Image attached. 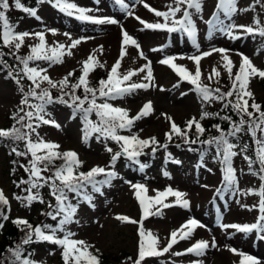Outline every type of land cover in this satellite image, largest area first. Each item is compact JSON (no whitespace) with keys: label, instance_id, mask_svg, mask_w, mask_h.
<instances>
[{"label":"rangeland","instance_id":"rangeland-1","mask_svg":"<svg viewBox=\"0 0 264 264\" xmlns=\"http://www.w3.org/2000/svg\"><path fill=\"white\" fill-rule=\"evenodd\" d=\"M9 2L10 9L6 15L10 23L16 26L15 30L17 32H44L48 45H54L55 42L64 45L70 44V41L64 35L65 32L71 33L73 39L87 38L82 40V43L75 49L71 50L72 54L70 56L64 55L62 63L49 68L48 75L56 81L62 79L67 73L74 72V75L69 80L72 83L76 82L82 74L83 62L90 54L94 53V50H98L102 46L103 52L95 51V56L105 66L103 68L96 66L88 77L90 86L98 87L96 81L100 77V73H102V78L107 79L111 67L119 58L122 42L120 25H123V28L138 41L145 56L151 60L155 84L157 85V87L150 88L147 91L137 90L133 95L110 101L114 106L129 110L130 116H135L145 103L151 101L154 109L153 113L137 121L133 128V132L138 133L140 138L146 139L155 136L161 144H164L167 142L165 133L170 130V122L166 119V116L172 117L179 126L193 117L197 118L201 111L212 110L219 106L217 102L203 104L200 97L192 90V85L186 81H181L174 71L159 63L162 58L169 55L184 57V59H177L175 62L191 73L196 71L195 63L187 59V57L198 55L199 53L184 33L169 35L163 31H142L143 25L135 18L127 16L121 7L116 4L115 0H69V2L75 3L80 7L93 9V12L89 13V15L115 18L120 21V25H95L81 22L74 17L65 15L47 2L39 4L37 9L39 19L24 15L18 17L17 21L14 22V12L19 9L15 8L14 0H9ZM124 2L133 9L135 16H139L144 21L149 23L163 22V18L156 17L153 12L143 7V4L137 3V0H124ZM144 3L156 10L167 11V5L172 4L173 0H144ZM202 4V19L195 10H190L197 26V41L201 52L210 51L213 48L227 49L228 52L226 54L234 65L233 75L239 69L241 63V55L239 54L241 53L249 57L257 68L264 70V38L257 35L231 40L219 32H210L209 26L205 21L212 16L216 9L217 0H202ZM253 4H255V0H238L237 8L238 10L244 9ZM101 12H105V15ZM180 15L178 13L177 18ZM219 15L224 23L232 22L222 13ZM254 18H257L256 8L254 11H238L233 20L238 25H253ZM48 29H55L57 34L53 35L47 31ZM236 34L240 35L239 32ZM112 35L116 40L113 44L105 47L106 43L102 42V39H105L103 37H112ZM36 43H38V40L26 38L25 44L18 54L21 56L28 55L30 51L29 45ZM0 44H2V41H0ZM161 47L164 48L163 52L152 51L153 48ZM3 48L10 53L9 48ZM127 52L128 55L121 61V73L138 69L146 63L145 60L139 57V53L134 46H127ZM38 63H40L41 67H48L45 62ZM222 65L223 61L220 53L213 52L212 55L203 58L200 62L201 81L212 88L219 87L223 92H227L231 88L232 80H230L227 71L223 69ZM12 66L15 67V65ZM213 68L219 70L221 75L209 81L208 75ZM143 75L144 73H141L133 77V82H142ZM262 79L258 76L251 77L248 88L253 92L255 101L264 103V84ZM217 80L219 83L216 82ZM22 83L27 91L30 81L25 78ZM177 83H179L178 88L174 87ZM182 93L187 94L181 95ZM52 95L56 97L60 93L53 89ZM21 99L22 94L19 92L17 84L7 74L0 71V129L6 127L7 115L18 111ZM231 99H235V97ZM251 103L252 101L249 100V104ZM73 110V108L60 103L50 105L48 107L50 118L60 127L42 125L38 129L41 137L46 141L60 145V152L75 151L83 162V166L79 171L87 172L94 166L105 167L110 170L112 163L111 154L105 150V143L112 147L114 152L119 150L118 145L111 141L98 142L95 137L88 143H84L81 131L83 127L82 117L80 115H71ZM91 119H96L94 114ZM122 134L128 135L129 133L124 132ZM167 143V150L160 148L155 154H152L150 149H148L146 150L147 154L140 157L141 162L147 165L144 171H140L138 165H133L123 157L117 160L113 170L118 174V178L112 180L110 185L103 186L101 189L102 194L89 191V194L94 197V207L81 201L79 197V202L76 201L75 196L70 194L72 203L78 205V211L74 218L76 222L67 226V230L76 234L73 238L83 240L92 245L93 247L88 250L98 255L99 259L103 257L107 264H132L128 257H132L133 260L137 258L139 224H131L116 219L117 216H127L137 221L141 220L142 211L139 202L135 198V192L131 184L141 183L146 185L148 189L147 195L150 197L156 196V191L154 190L164 191L171 187L187 194L185 199L190 202L191 210L186 211L187 209L179 206L162 209V216L150 215L143 220L145 230L158 237L160 246L163 247L166 246L170 237L171 232L167 231L171 229L174 219L179 218L176 222L185 223L187 220L195 218L199 223L205 225V227L199 228L201 233L193 234L191 241H180L174 245L171 251L177 252L179 245L191 244L192 246L200 240L209 241L211 244L213 238H215L217 247L212 248L209 246L205 254L200 257L192 254L173 256L171 253H167L161 257L146 258L142 264H194L197 261H202L203 264H214L215 258H219V260L227 259L229 264H241L243 256L233 253L229 250L230 248H234L237 252L245 255H251L257 258L261 264H264V242L257 238L255 232L248 235L236 233L235 230L231 229L225 232L219 226L221 223L251 224L256 221L259 215L260 196L246 193H248V190L258 192L261 187V181L258 176L249 173L247 162L242 159V155L236 156L233 160V166L236 169L238 178L239 192L233 195V193L225 191L222 196H218L217 189L223 187V173L221 164L215 158V148L207 149L205 154V150L197 147L191 148L172 141ZM177 144L180 146L177 147ZM10 159L11 157L8 153L0 148V189L4 191L11 205L9 220L1 221L4 226L10 220L16 218L35 219L41 208L46 207L49 211L48 203L55 204L48 187L40 190L45 201L44 204L34 202L30 207H25L23 204L17 203L11 197L10 192L11 182L8 176ZM29 159H31L30 156L28 157ZM18 161L23 162V160ZM175 161H179V163ZM127 162H130V164H127ZM26 163L27 159L24 164ZM254 167L258 170L259 165L257 164ZM164 173L168 175L166 176ZM50 174V172L44 173V175ZM97 179H103V177L101 176ZM174 200V197H168L165 203H172ZM7 211L6 207L5 212ZM150 211L155 212L156 209L153 208ZM48 220L50 221V218ZM181 225L177 226L174 224L177 227L174 230L179 229ZM58 235L62 237L63 233H58ZM34 249L32 259L40 261L41 264H64L62 249L59 246L41 242ZM97 249H99V253L96 252Z\"/></svg>","mask_w":264,"mask_h":264},{"label":"snow or ice","instance_id":"snow-or-ice-1","mask_svg":"<svg viewBox=\"0 0 264 264\" xmlns=\"http://www.w3.org/2000/svg\"><path fill=\"white\" fill-rule=\"evenodd\" d=\"M40 2L51 3L52 6L65 15L74 17L81 22L95 25H120V21L115 18L89 15V13L93 12V9L80 7L75 3L69 2V0H40ZM115 2L127 16L135 18L143 25L142 31H163L169 35L184 33L196 48L199 54L187 57V59L192 60L196 65L194 73L187 71L185 67L175 62L177 59H184V57L169 55L162 58L159 63L166 65L174 71L181 81H186L192 85V90L200 97L203 104L220 102L223 104L224 109L230 108L239 119L238 121H234L230 115L220 116L219 113L212 114L202 111L199 120L193 117L186 122V126L182 129L175 123L172 117L166 116V119L170 122V130L165 133L166 141L171 142L175 136L182 139L186 144L200 143L201 145H207L209 148L214 147L216 152L215 158L222 166L223 187L217 189V195L222 196L225 191L231 192L233 195L239 192L238 178L236 169L233 166V160L241 153L236 151L240 146L233 142V138L245 131L246 134L251 136L255 145V159L247 154H243L242 159L247 162L249 173L258 176L261 181V187L258 192L248 190V193H246L260 196L258 205L259 215L256 221L251 224L221 223L219 226L225 232L230 229L235 230L236 233H243L245 235L255 232L258 239L264 240V109L255 101L253 92L248 88L251 77L258 76L259 78H264V70L257 68L249 57L241 53L239 54L241 55L239 69L233 75L234 65L226 54L228 52L227 49L213 48L210 51L201 52L197 41V26L193 20V13L190 10H195L197 14H200L202 19V0H173L172 4L167 5V11L156 10L147 3H144V0H137V3L143 4V7L153 12L156 17L163 18L162 23L146 22L139 16H135L133 9L124 0H115ZM237 3L238 0H217L216 9L212 16L205 21L209 26L210 32H219L231 40L257 35L264 38V25H261L258 18H254L253 25H238L234 22L233 17L238 11L255 10V4L238 10ZM255 3L264 7V3H261V0H255ZM14 6L29 16L39 19L37 10L23 6L21 0H14ZM9 9V0H0V29H2L0 31V41H2L0 47L10 49V53L0 51V65L3 66V69H7L8 77L17 84L18 90L22 94V99L17 113L13 116L15 124L10 129H0V140H9L13 144L23 143V151L14 146L11 148V154L25 159L29 156L31 157L27 164L21 163L19 165L28 174V178L19 181L16 185L18 188L26 185L22 189L26 195L14 196V198L25 207H30L34 202L44 204L45 201L40 190L48 187L50 195L55 200V204L48 203L50 210L44 214L51 220L57 221V224L55 227L49 224L33 227L26 219H13V224L23 226L21 227V231L25 232V236L21 244H18L15 248H8L6 250L9 255L4 260H0V264H41L40 261L32 259L34 253L25 255L24 248L25 245L38 242H48L59 246L62 249L64 264H101L99 256L88 250L93 246L83 240L74 239L73 237L76 234L67 230L69 224L76 222L74 218L78 211V205L72 203L70 194H74L81 201L94 207V197L89 194V187H91L93 193L102 194V187L110 185L112 180L118 178V174L114 170L100 166H94L87 172L79 171L83 166V162L79 159L78 154L72 150L60 152V145L44 140L38 129L42 125L59 128L60 126L50 118L48 107L54 103L64 104L74 109V116L80 115L82 117L83 127L81 131L84 143H88L95 137L98 142L111 141L118 145L119 150L114 152L113 148L105 143V150L111 154L112 163L110 168L114 169L115 162L123 157L133 165H138L140 171H144L147 165L141 162L140 157L147 154L146 149H150L151 153L155 154L160 148L165 150L168 148L167 142L161 144L155 136L145 139L140 138L138 133L133 132L137 121L153 113L152 103L151 101L145 103L135 116H130L129 110L114 106L110 101L133 95L137 90L142 89L147 91L150 88L157 87L151 66L152 62L145 56L138 41L123 28V25H120L122 42L119 58L111 67L107 79L99 81L98 87H91L88 77L96 66L100 68L105 66L95 56V51L103 52L102 46L100 49L94 50V53L90 54L83 62L82 74L76 82L72 83L69 80L74 75V72H69L62 79L56 81L48 75L49 68L62 63L64 55L70 56L72 54L71 50L75 49L82 43V40L87 38L73 39L71 33L65 32L64 35L68 38L70 44L64 45L55 42L54 45H48L44 32H17L15 30L16 26L10 23L6 15ZM178 13L181 14L179 18H177ZM220 13L232 22L224 23L220 19ZM47 31L53 35L57 34L55 29H48ZM237 32L240 35H237ZM26 38L36 39L38 43L29 45V54L21 56L18 53L25 44ZM129 45L137 49L139 57L145 60L146 63L138 69L121 73V61L128 55L127 46ZM152 51L163 52L164 48H153ZM213 52L221 54L222 67L227 71L230 80H232L231 88L227 92H223L219 87L212 88L201 81L200 62L203 58L212 55ZM8 54L14 58L18 66L9 65L4 60V56ZM38 62H45L48 67H41ZM141 73H144L142 82H133V77ZM220 75V71L213 68L212 72L208 75V80L212 81L214 77H219ZM25 78L30 81L27 91L22 83ZM216 82L219 83L218 80ZM174 87L178 88L179 83L174 85ZM81 88L83 91L82 96L77 95V91ZM53 89L57 90L60 95L54 97L52 95ZM186 94L182 93L181 95ZM232 97H235V99H231ZM249 100L252 101L251 104H249ZM93 114L96 117L95 120L91 119ZM213 115L227 121L230 127L225 131L219 124H216L213 127L218 132V135L207 140H201L200 137L205 133L206 129L200 121ZM193 129L196 139H191L189 135ZM124 132L129 134H122ZM258 133L260 134L259 136ZM176 146L179 147L180 145L177 144ZM206 151L207 149H205V154ZM241 151L246 153L247 146L241 149ZM57 159L63 161L59 167H55L54 164ZM175 162L179 163V161ZM13 163L15 164L16 161H13ZM257 164L259 165L258 170L254 167ZM52 168H55V170L52 171ZM50 171V175H44V173ZM164 174L168 175L167 173ZM101 176L103 179H97V177ZM131 187L134 189L135 198L139 202L142 211L141 220L137 221L127 216H117L116 219L131 224H139L137 258L133 260L132 257H128V260L132 264H142L146 258L161 257L167 253H171L173 256L192 254L200 257L205 254L209 246L212 248L217 247L215 238H213L211 244L209 241L200 240L188 247L184 252L171 251L174 245L180 241L190 239L197 228L205 227V225L199 223L195 218L187 220L179 229L173 230L170 233L166 246L161 247L158 237L150 231L145 230L143 220L147 219L150 215L162 216V209L173 206L190 210V202L185 199L187 194L168 187L164 191L154 190L156 191V196L150 197L147 195L148 189L146 185L135 183L131 184ZM168 197H174L175 200L172 203H165ZM5 207H7V212H5ZM153 208L156 209L155 212L150 211ZM10 211V201L4 191L0 189V221H8ZM3 228L4 223L0 222V230ZM58 233H63V236H59ZM229 250L243 256L241 264H261L257 258L251 255L237 252L234 248H230ZM96 252L99 253V249ZM194 264H203V262L197 261Z\"/></svg>","mask_w":264,"mask_h":264},{"label":"trees","instance_id":"trees-1","mask_svg":"<svg viewBox=\"0 0 264 264\" xmlns=\"http://www.w3.org/2000/svg\"><path fill=\"white\" fill-rule=\"evenodd\" d=\"M10 3V2H9ZM261 3H264V0H261ZM21 4L25 7L28 8H34V9H38L39 8V4H42L40 2V0H21ZM255 8H256V16L259 19L261 25H264V7H261L260 4H256L255 3ZM15 16L13 17L14 22L17 21L18 17L24 16V15H28L26 13H24L22 10H16L15 12ZM260 16V17H259ZM0 51H3L5 53H9L6 49H4L3 47H0ZM4 60H6L8 62L9 65H17V62L14 60V58L8 54L4 56ZM0 71L4 72L5 74H7V69H3V66L0 65ZM102 73H100V77L98 78V80L96 81V83L99 84V81L101 79H105L102 78L101 76ZM262 83L264 84V78L262 79ZM98 86V85H97ZM77 95H83V91L82 88L79 89L77 91ZM67 97H65L66 99ZM257 102V101H256ZM219 104V106H216L215 108H213L212 110H206L209 113L212 114H216L219 113L220 116H225V115H230L232 117V119L234 121H238L239 117L236 115V113L232 112L231 109H224L223 104L220 102H217ZM262 106V109H264V103L262 102H257ZM251 111V109H249ZM204 111V110H203ZM202 112V111H201ZM17 113V111L15 112H11L7 115L6 117V127L4 129H10L14 124H15V120L13 119V116ZM74 110L72 111L71 115L74 116ZM201 115V113H200ZM200 115L197 117V119L199 120ZM245 119H247V117H245ZM202 126L206 129L205 133L200 137L201 140H207L211 137H215L218 135V132L216 131V129L213 127L216 124H219L225 131H227L230 127L229 123L225 120L220 119L218 116H211L210 118L204 119L202 121H200ZM19 126V125H17ZM182 129L186 126V123H182L181 125H179ZM191 139H196V135H195V131L193 129V131L191 133H189ZM260 134L258 133V136ZM241 136V137H240ZM172 142L175 143H179L180 145H187L190 146L191 148H199L202 150L205 149H209V147L207 145H201L200 143L197 144H186L184 143V141L178 137H173ZM233 142L235 144H237L238 147L236 149V151H239L241 153V155L243 156V154H247L248 156L252 157L253 159H255V154H254V143L251 139V136L248 134H246L245 132H242L241 135L238 134L237 137L233 138ZM18 147L19 150L23 151L24 150V145L23 143H19V144H13L11 141L9 140H0V148L2 150H5L6 153H8V155L11 157L10 162H9V168H8V176L11 182V197L17 202L22 204L20 201L16 200L14 198V196H24L26 195V193L22 190L24 187H26V185H22L21 187H17V183L21 180H26L28 178V174L23 170V168H20L19 165L21 163H24L26 161L25 158H21V157H16L14 154H11V148L12 147ZM206 146V147H204ZM245 146H247V152L243 153L241 151V149H243ZM148 150V149H146ZM145 150V151H146ZM23 160V162H19L18 160ZM13 161H16V163L14 164ZM27 162H28V158H27ZM63 163L62 160L57 159L54 164L55 167H59L61 164ZM27 164V163H26ZM127 164H129L127 162ZM52 171L55 170V168L51 169ZM83 170V169H82ZM112 170V168L110 169ZM84 172V171H83ZM51 173V171H50ZM99 178V177H97ZM89 189L91 190V187H89ZM74 195V194H73ZM75 196V195H74ZM76 201L79 200L78 197H76ZM79 202V201H78ZM6 208V207H5ZM48 210L46 209V207H43L39 210V214L37 215V217L35 219H28L27 221L33 225V227L35 226H42L44 224H49L52 225L53 227L56 226L57 221H53L50 219V221L48 220L49 217H47L44 213H46ZM1 222V221H0ZM21 227L23 226H17L15 224L12 223V220L9 221V223H7L6 226H4V228L2 229V231L0 230V260H4L6 256H8L9 254L7 253V249L8 248H15L18 244L22 243V240L25 236V232L21 231ZM41 242L38 243H32L30 245H25V255H28V253H33L34 252V248L37 244H40ZM100 262L101 264H107V262L105 261V259L103 257H100Z\"/></svg>","mask_w":264,"mask_h":264},{"label":"bare ground","instance_id":"bare-ground-1","mask_svg":"<svg viewBox=\"0 0 264 264\" xmlns=\"http://www.w3.org/2000/svg\"><path fill=\"white\" fill-rule=\"evenodd\" d=\"M110 3V2H109ZM112 7H113V5H111ZM103 15H105V12H101ZM94 16H96V15H94ZM103 38H105V39H102V42H105L106 43V46L105 47H107V45H110V44H113L114 43V41L116 40V38L112 35V37H110V36H107V37H103ZM112 46V45H111ZM111 50H113V49H111ZM191 210V209H190ZM186 211H189L188 209L186 210ZM179 220V218L178 219H174L173 220V222H172V225H171V229H169L167 232H172L175 228H177L176 226H174V224H176L177 226H179V225H181V224H183L184 222H181V223H179V222H176V221H178ZM176 222V223H175ZM229 231V230H228ZM196 233H201V230L199 229V228H197L195 231H194V235H196ZM204 233V232H203ZM188 241H191L192 240V238H190V239H187ZM191 246V244H183V245H179L178 247H179V249H178V251L177 252H184L188 247H190ZM183 256H185V255H183ZM214 264H229V260H227V259H225V260H219V258H215V260H214Z\"/></svg>","mask_w":264,"mask_h":264}]
</instances>
